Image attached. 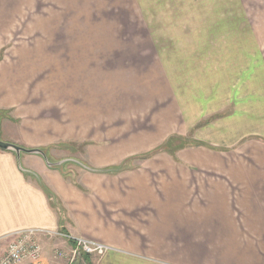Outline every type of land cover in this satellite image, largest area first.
<instances>
[{"label":"crops","instance_id":"1","mask_svg":"<svg viewBox=\"0 0 264 264\" xmlns=\"http://www.w3.org/2000/svg\"><path fill=\"white\" fill-rule=\"evenodd\" d=\"M186 1L203 8L211 2ZM260 4V26L247 23L258 43L252 40L246 58L233 41L223 50V39L205 40L198 64L218 65L198 74L223 81L203 93L214 102L204 109L176 101L170 58L153 43L154 50L147 44L151 49L133 58V69L148 80L125 95L119 111L111 106L107 81L102 78L96 91L91 82L87 48L103 44L71 45L68 58L77 70H70L69 90L32 86L45 64L62 67L67 55L52 48L66 44L11 45L0 58V138L40 148L51 162L66 161L53 166L41 153L0 147V250L5 235L44 228L112 248L99 258L79 254L74 264H264V0ZM6 20L0 1V31ZM63 97L68 124L55 108ZM207 115L215 117L199 125ZM195 126L193 139L201 145L174 149L169 136L184 137ZM43 243L41 264H67L54 250L69 251L71 242L45 237Z\"/></svg>","mask_w":264,"mask_h":264},{"label":"rangeland","instance_id":"2","mask_svg":"<svg viewBox=\"0 0 264 264\" xmlns=\"http://www.w3.org/2000/svg\"><path fill=\"white\" fill-rule=\"evenodd\" d=\"M0 1H5L7 7L5 28L0 31V44L8 43L0 48V58L11 45H20L23 40L29 41L31 45L33 42L48 43L47 40L55 41V44L60 42L66 44L67 46L62 48H52L62 50L67 55L66 62L62 65L64 67L45 64L46 67H43L40 74L35 77L37 82L32 86L45 88L57 86L69 90L73 87V80L70 77L75 75H69L70 70H77L71 67L68 58L71 45L81 42L80 40L103 44V48L99 46L87 48L93 55L92 59H89L93 60L90 64L93 74L91 82L96 91V88L101 86L102 78L107 81L111 106L117 111L119 104H124L125 95L128 93L133 95L136 86H139L141 81L148 80L133 69V58L153 49L151 43L156 45L155 49L164 58H170L166 65L172 77L169 81L173 85L176 101L179 100L180 103L185 101V107L191 103V106L194 104L201 109L213 105L212 97H205L203 93H213L216 90V81L223 80L202 78L207 70H213V65H218L217 62H212L214 64L208 68L210 64H198V58L201 60L204 58L205 40L209 37L223 39L222 45L218 47L223 50L229 48L225 46L227 44L225 41H233L239 56L246 58L244 52L250 50L252 40L258 43L254 33L252 35L248 31L247 23H259L260 26L262 22V3L260 4L262 0H211L205 5L208 7L204 8L196 3L191 5L188 1L183 5V0ZM190 1L192 3L193 0ZM245 10L249 15H245ZM215 19L217 26L212 28V20ZM147 44L151 48L146 47ZM35 48L42 50L40 46ZM101 55L104 56L102 59ZM213 57L212 55L211 59ZM117 60L125 62L121 64ZM123 65L126 67L123 68ZM119 70H122L123 74L118 73ZM102 71L105 76L101 74ZM147 74L144 73L148 76ZM208 101L211 103L207 104ZM55 108L62 124H68L69 111L66 99L63 97L61 101L58 100ZM214 117L215 115L203 116L199 125ZM197 126L191 127L190 133L184 137L172 133L169 138H173L174 149L201 145L193 139L197 137L195 135ZM237 160L246 163L244 161L246 158L240 159L238 156ZM252 160L254 158L251 157L248 161ZM70 164L67 163L65 166L70 167ZM78 166L83 167L80 164ZM39 263H43V260Z\"/></svg>","mask_w":264,"mask_h":264},{"label":"built area","instance_id":"3","mask_svg":"<svg viewBox=\"0 0 264 264\" xmlns=\"http://www.w3.org/2000/svg\"><path fill=\"white\" fill-rule=\"evenodd\" d=\"M45 237H59L72 244L69 251L56 248L55 257H65L72 264L79 254L104 256L112 248L96 239L64 233L60 230L27 228L4 236L5 247L0 250V264H36L42 257Z\"/></svg>","mask_w":264,"mask_h":264},{"label":"water","instance_id":"4","mask_svg":"<svg viewBox=\"0 0 264 264\" xmlns=\"http://www.w3.org/2000/svg\"><path fill=\"white\" fill-rule=\"evenodd\" d=\"M0 147L3 148V149L13 150V151L17 152L18 154H20L21 151L41 153V154H43L46 157L48 163L50 165H53V166L60 165L64 161H66V160H62V161H58V162H51L49 160V158H47V155H46L45 151L42 150V149H40V148H33V149H31V148H25V147H22V146H20L18 144L4 141L1 138H0Z\"/></svg>","mask_w":264,"mask_h":264},{"label":"trees","instance_id":"5","mask_svg":"<svg viewBox=\"0 0 264 264\" xmlns=\"http://www.w3.org/2000/svg\"><path fill=\"white\" fill-rule=\"evenodd\" d=\"M112 167H113V166L108 167V168H106V169H102V170H100V171H108V170H110ZM119 168H123V167L119 166Z\"/></svg>","mask_w":264,"mask_h":264}]
</instances>
